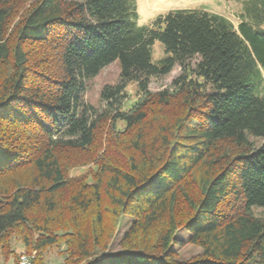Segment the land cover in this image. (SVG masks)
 <instances>
[{"label": "trees", "instance_id": "1", "mask_svg": "<svg viewBox=\"0 0 264 264\" xmlns=\"http://www.w3.org/2000/svg\"><path fill=\"white\" fill-rule=\"evenodd\" d=\"M22 1L0 0V264L54 247L61 264H264V0L236 26L197 9L142 26L134 0H25L13 22ZM114 62L104 106L86 104Z\"/></svg>", "mask_w": 264, "mask_h": 264}, {"label": "rangeland", "instance_id": "2", "mask_svg": "<svg viewBox=\"0 0 264 264\" xmlns=\"http://www.w3.org/2000/svg\"><path fill=\"white\" fill-rule=\"evenodd\" d=\"M137 9L138 15V24L139 25H148L154 18H157L158 15L164 14L170 10L175 9H197L205 10L220 16H223L229 19L234 26L238 25L240 22L239 15L244 12L245 4L244 0H134ZM30 3L23 0L14 14L13 22H16L18 18L24 13V11L29 8ZM165 56L164 47L159 42H155L152 46V63L156 64L158 59L160 60ZM198 61V58H194L190 62V67L193 68L194 64ZM173 70L165 77L151 78L148 80V90L152 93L163 91L165 89L170 90L172 81L179 77L182 74L180 67L176 66L172 68ZM120 71V66L118 62H114L108 67H105L100 73L93 78L90 82L85 84L84 92V102L86 104H91L100 109L104 106L103 103L99 102V92L104 84H115L118 80V74ZM136 85L128 84L126 87L124 101L122 102L123 107L128 106L136 97ZM115 111H113L114 113ZM92 165L88 166H76V168L71 169L70 173L71 178L77 176H83L85 172ZM255 213V211H253ZM257 215L262 214V210H257ZM128 226L122 228V231L119 234H122ZM190 236V232L187 230H180L176 233V240L187 241ZM175 243L171 248L177 253L178 260H187L192 256L200 253V249L195 247L190 243L181 245L180 243ZM61 249L52 248L46 256L49 264H61L62 256L60 255ZM18 254L21 256H27L23 253V250H19ZM19 262V260H18ZM9 264H12L10 261Z\"/></svg>", "mask_w": 264, "mask_h": 264}, {"label": "built area", "instance_id": "3", "mask_svg": "<svg viewBox=\"0 0 264 264\" xmlns=\"http://www.w3.org/2000/svg\"><path fill=\"white\" fill-rule=\"evenodd\" d=\"M19 264H29L28 258L26 256H21L19 259Z\"/></svg>", "mask_w": 264, "mask_h": 264}]
</instances>
